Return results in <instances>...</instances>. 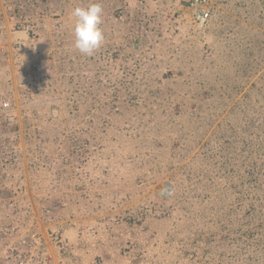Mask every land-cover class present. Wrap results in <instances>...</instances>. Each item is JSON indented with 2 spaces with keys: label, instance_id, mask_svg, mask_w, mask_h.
Listing matches in <instances>:
<instances>
[{
  "label": "rangeland",
  "instance_id": "rangeland-1",
  "mask_svg": "<svg viewBox=\"0 0 264 264\" xmlns=\"http://www.w3.org/2000/svg\"><path fill=\"white\" fill-rule=\"evenodd\" d=\"M107 1L0 0V264H264V0Z\"/></svg>",
  "mask_w": 264,
  "mask_h": 264
},
{
  "label": "clouds",
  "instance_id": "clouds-1",
  "mask_svg": "<svg viewBox=\"0 0 264 264\" xmlns=\"http://www.w3.org/2000/svg\"><path fill=\"white\" fill-rule=\"evenodd\" d=\"M103 11L99 2L90 0L87 7H75L70 13L73 18L72 47L82 56H93L104 44Z\"/></svg>",
  "mask_w": 264,
  "mask_h": 264
},
{
  "label": "built area",
  "instance_id": "built-area-1",
  "mask_svg": "<svg viewBox=\"0 0 264 264\" xmlns=\"http://www.w3.org/2000/svg\"><path fill=\"white\" fill-rule=\"evenodd\" d=\"M192 2L196 6V24L198 27H203L209 17V8L207 7L208 0H192ZM22 18V17H21ZM19 26L17 28L19 30L25 31L27 33V37L25 41L19 40L16 42V50L20 51L23 49L25 44H34L36 42V32L33 28H22V21H19ZM18 61L20 58L17 59ZM3 108L6 109L9 106L8 102H4L2 104Z\"/></svg>",
  "mask_w": 264,
  "mask_h": 264
},
{
  "label": "trees",
  "instance_id": "trees-1",
  "mask_svg": "<svg viewBox=\"0 0 264 264\" xmlns=\"http://www.w3.org/2000/svg\"><path fill=\"white\" fill-rule=\"evenodd\" d=\"M123 0H108L106 2V5H112L114 3H118L121 2L122 3ZM138 1H142V0H138ZM90 0H84V3L89 4ZM91 2H97V0H91ZM43 3H46L45 1H43ZM28 8H31V6H28ZM103 9H107V6H103ZM121 9H117L116 12H114L113 16L115 17V19H120L121 16ZM148 25V21H145V15L141 12H137L135 19H134V23H133V32L130 38H132V40H134V38L139 39L140 38V34L143 35V31L141 30V28H147ZM136 40V39H135ZM117 102L119 103V107L120 106H124L126 104V100L121 99V98H117Z\"/></svg>",
  "mask_w": 264,
  "mask_h": 264
}]
</instances>
